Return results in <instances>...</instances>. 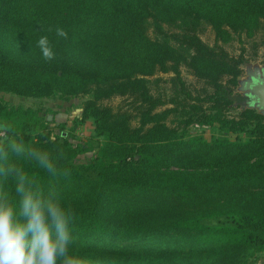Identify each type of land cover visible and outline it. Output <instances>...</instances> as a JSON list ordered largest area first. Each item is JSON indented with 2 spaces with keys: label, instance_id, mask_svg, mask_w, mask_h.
<instances>
[{
  "label": "trees",
  "instance_id": "trees-1",
  "mask_svg": "<svg viewBox=\"0 0 264 264\" xmlns=\"http://www.w3.org/2000/svg\"><path fill=\"white\" fill-rule=\"evenodd\" d=\"M150 18L160 30L174 26L162 30L174 42L151 37ZM202 21L224 42L264 33V0H0V91L89 94L82 119L93 117L103 136L97 155L78 161L84 146L62 132L53 137L43 124L33 136L13 126L0 142V201L18 215L20 183L57 201L71 214L69 255L83 264H248L264 250V113L242 105L228 114L243 98L235 89L248 59L205 42ZM42 36L50 61L37 46ZM183 64L212 90L193 95ZM157 70L172 71L186 96L154 93L147 76ZM115 95L132 110L102 103ZM179 106L186 125L248 136L189 134L167 122ZM26 112L0 98V122ZM141 238L142 246L122 243Z\"/></svg>",
  "mask_w": 264,
  "mask_h": 264
},
{
  "label": "rangeland",
  "instance_id": "rangeland-1",
  "mask_svg": "<svg viewBox=\"0 0 264 264\" xmlns=\"http://www.w3.org/2000/svg\"><path fill=\"white\" fill-rule=\"evenodd\" d=\"M147 23L148 33L151 37L159 39L170 38L171 42H174L171 37H167L162 31L163 29L171 31L175 28L174 26L162 22V30H160L156 27L153 18L148 19ZM199 34L208 44H220L231 54L236 56L243 54L248 59L243 65L240 80L249 78L250 73L254 69L264 66V48L262 45L256 46L264 36L263 30L258 31L252 37L246 36L244 32H237L232 39L224 42L217 40L213 27L209 23L202 21ZM181 76L193 95L200 94L201 96H205L207 93L206 91L212 90L211 86H208L204 80L198 79L184 64L181 66ZM173 77L174 73L172 71L163 70H157L154 74L147 76L148 83L154 93L162 94L166 98H170L174 95H177L179 98L185 97V93L180 92L181 84L179 80H173ZM240 80L235 91L242 95L243 91L239 88ZM88 97L89 94H80L77 96L52 95L33 97L21 95L12 91H0V98L9 106H20L24 110H27L25 115L0 122V142L5 141L8 136H13L12 127L15 125L21 126L23 130L31 132L34 136L44 124L47 126V132L51 136L54 137L55 134L62 132L72 144H81L84 146L85 150L77 156L78 161H88L94 158L97 155L99 147L103 143V136L96 134L93 117L82 119L83 104ZM102 103L112 106L114 110L128 108L132 110L127 96L115 95L102 100ZM242 105L243 100L235 102L234 107L228 111V114L230 116L237 115ZM165 106H172V104L167 103ZM133 113H135V111H133ZM185 113V108L179 106L178 111L169 114L167 122L170 125H179L181 129L184 128L189 134L202 135L208 139L220 136H228L234 139L237 134L242 138L248 136L246 131H240L238 133L226 132L219 127V124H200L197 126L196 123H192L186 125L183 121L185 120ZM132 123L138 125V117H132ZM206 221L218 223L221 219L219 220V218L216 217L207 219ZM144 242L145 240L142 238L122 241L125 245L136 247L142 246ZM248 264H264V250L257 252L251 257Z\"/></svg>",
  "mask_w": 264,
  "mask_h": 264
},
{
  "label": "clouds",
  "instance_id": "clouds-1",
  "mask_svg": "<svg viewBox=\"0 0 264 264\" xmlns=\"http://www.w3.org/2000/svg\"><path fill=\"white\" fill-rule=\"evenodd\" d=\"M55 31L58 37L68 38L62 28ZM37 46L45 60L54 59L47 36L40 37ZM16 192L20 196L18 215L10 202L0 201V264H83L68 251L71 214L57 201L27 192L23 183Z\"/></svg>",
  "mask_w": 264,
  "mask_h": 264
},
{
  "label": "water",
  "instance_id": "water-1",
  "mask_svg": "<svg viewBox=\"0 0 264 264\" xmlns=\"http://www.w3.org/2000/svg\"><path fill=\"white\" fill-rule=\"evenodd\" d=\"M239 88L249 95V105L264 113V66L254 69L249 78L240 80Z\"/></svg>",
  "mask_w": 264,
  "mask_h": 264
},
{
  "label": "flooded vegetation",
  "instance_id": "flooded-vegetation-1",
  "mask_svg": "<svg viewBox=\"0 0 264 264\" xmlns=\"http://www.w3.org/2000/svg\"><path fill=\"white\" fill-rule=\"evenodd\" d=\"M252 73V72H251ZM250 76V75H249ZM242 100H243V105H249L250 104V98L248 94H242Z\"/></svg>",
  "mask_w": 264,
  "mask_h": 264
},
{
  "label": "built area",
  "instance_id": "built-area-1",
  "mask_svg": "<svg viewBox=\"0 0 264 264\" xmlns=\"http://www.w3.org/2000/svg\"><path fill=\"white\" fill-rule=\"evenodd\" d=\"M197 126H199L200 124L196 123Z\"/></svg>",
  "mask_w": 264,
  "mask_h": 264
}]
</instances>
